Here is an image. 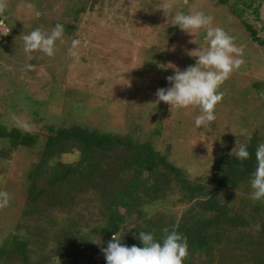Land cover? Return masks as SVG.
<instances>
[{"label": "rangeland", "instance_id": "obj_1", "mask_svg": "<svg viewBox=\"0 0 264 264\" xmlns=\"http://www.w3.org/2000/svg\"><path fill=\"white\" fill-rule=\"evenodd\" d=\"M245 1V3H243ZM0 123L7 128L42 131V127L82 124L105 132L132 134L146 140L192 180L213 171L214 161L227 146L244 139L241 129L264 132V3L250 0H0ZM168 6V7H166ZM168 10L203 11L213 17L243 50V63L218 91L216 119L200 128L198 106L175 108L155 103L158 88L169 86L176 68L193 65L192 50L206 49L204 29L193 34L171 24ZM64 25L55 55L25 53L23 37L34 29L50 33ZM251 26L262 41H253ZM72 25V32H66ZM69 33V34H67ZM73 39L80 41L78 58L68 54ZM194 41V42H193ZM171 66V67H170ZM175 66V68H174ZM130 81L131 86L127 83ZM259 88V89H258ZM27 125V128L24 125ZM160 127L161 132L154 135ZM234 137V139H231ZM236 137V138H235ZM41 138L33 149H17L0 160V191L11 197L0 208V244L16 232L27 187L26 173L37 160ZM0 139V148L6 147ZM78 153L63 155L74 162ZM176 197V196H175ZM174 197V198H175ZM165 205V204H164ZM179 209L181 208L180 206ZM151 212L152 209L150 208ZM23 232L22 230H19Z\"/></svg>", "mask_w": 264, "mask_h": 264}, {"label": "trees", "instance_id": "obj_2", "mask_svg": "<svg viewBox=\"0 0 264 264\" xmlns=\"http://www.w3.org/2000/svg\"><path fill=\"white\" fill-rule=\"evenodd\" d=\"M0 21L12 23L1 15ZM65 27L72 32V25ZM245 27L262 43L256 30ZM160 132L158 127L153 133ZM248 132L247 160L234 156L240 144L229 145L212 172L192 180L155 147L151 135L142 141L77 123L42 131L0 123V139L7 144L0 148L2 163L17 149L42 141L26 173L16 232L1 241L0 264H106L101 248L113 234L122 244L142 247L134 234L151 232L161 240L164 229L187 237L183 264H264V199L253 200L250 185L264 132ZM75 152L76 161L61 160Z\"/></svg>", "mask_w": 264, "mask_h": 264}, {"label": "clouds", "instance_id": "obj_3", "mask_svg": "<svg viewBox=\"0 0 264 264\" xmlns=\"http://www.w3.org/2000/svg\"><path fill=\"white\" fill-rule=\"evenodd\" d=\"M4 7V4L0 3V11H3ZM163 10L165 15L173 14L172 25L178 26L188 34L204 29L208 47L189 52V55L197 58L195 63L182 71L176 68L174 74L166 78L169 86L157 89L155 103L163 101L170 106V109L198 106L200 114L195 118V126L198 128L206 126L216 119L215 106L223 98V93L218 89L233 70L243 63L242 59L235 58L242 57L243 50L235 46L234 37L221 27H212L213 17L205 12L186 14ZM0 35L6 34L0 33ZM63 35L64 25L61 23H57L50 33L34 29L23 37L24 51L28 54L36 52L52 57L55 55V43L62 39ZM79 44V40H72L68 49L70 56L78 58ZM127 84L131 86L130 81ZM24 127L27 128V125L25 124ZM240 134L246 139L240 143L234 156L237 160L244 161L250 157L248 146L252 134L245 129H241ZM255 157L256 168L250 177V185L253 189L251 198L259 201L264 199V143L257 146ZM10 199L7 191H0V208L7 207ZM163 231L165 235L161 240H156L151 232L139 231L138 236L134 234V238L140 240L142 247L122 244V238L113 234L107 247L101 248L106 264H183L184 258L188 255L187 237L176 230ZM93 242L99 243V241Z\"/></svg>", "mask_w": 264, "mask_h": 264}]
</instances>
